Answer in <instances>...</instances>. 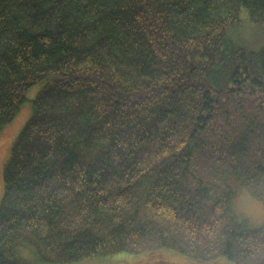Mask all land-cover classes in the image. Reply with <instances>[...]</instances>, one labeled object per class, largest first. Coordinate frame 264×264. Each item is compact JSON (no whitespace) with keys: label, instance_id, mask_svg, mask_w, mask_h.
Listing matches in <instances>:
<instances>
[{"label":"trees","instance_id":"trees-1","mask_svg":"<svg viewBox=\"0 0 264 264\" xmlns=\"http://www.w3.org/2000/svg\"><path fill=\"white\" fill-rule=\"evenodd\" d=\"M37 84L0 264H264V225L232 208L264 203V0H0V132Z\"/></svg>","mask_w":264,"mask_h":264},{"label":"rangeland","instance_id":"rangeland-1","mask_svg":"<svg viewBox=\"0 0 264 264\" xmlns=\"http://www.w3.org/2000/svg\"><path fill=\"white\" fill-rule=\"evenodd\" d=\"M41 84L32 86L26 92L27 101L24 103L23 107L15 115V117L4 127L0 132V198L2 196V174H3V165L6 161V158L9 155L10 145L14 141L15 137L22 129L28 118L31 114L30 101L33 99L34 95L40 88ZM233 210L240 217L246 219L255 227H261L264 225V203L263 200L259 197L253 196L248 190L241 189L238 194L233 199ZM22 253V249H21ZM170 255V256H168ZM168 255H164L159 252L156 256L149 255H135V254H124L119 253L113 256H103L97 257L95 259H85L73 264H155L154 260L165 258L169 260L168 257H173L172 262L167 264H197L194 263L192 257L187 256L183 253L170 251ZM23 259L30 264H39L38 258L35 254H30L29 258L23 256ZM164 264V262H162ZM203 264H231L229 261L225 260H214L212 262L203 263Z\"/></svg>","mask_w":264,"mask_h":264}]
</instances>
